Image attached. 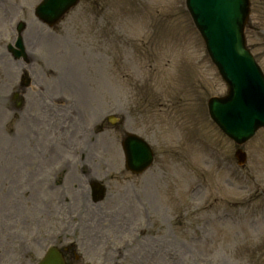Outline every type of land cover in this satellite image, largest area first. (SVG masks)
<instances>
[{
    "label": "rangeland",
    "instance_id": "374dc122",
    "mask_svg": "<svg viewBox=\"0 0 264 264\" xmlns=\"http://www.w3.org/2000/svg\"><path fill=\"white\" fill-rule=\"evenodd\" d=\"M40 1L0 0V264L93 234L96 260L77 251L71 264H264V128L238 167L208 117L226 86L185 0H80L52 28L33 15ZM250 2L245 36L264 72V0ZM19 21L30 65L5 51ZM71 100L78 110L59 106ZM125 132L154 152L142 175L124 169ZM93 179L107 190L98 204Z\"/></svg>",
    "mask_w": 264,
    "mask_h": 264
},
{
    "label": "water",
    "instance_id": "95a60500",
    "mask_svg": "<svg viewBox=\"0 0 264 264\" xmlns=\"http://www.w3.org/2000/svg\"><path fill=\"white\" fill-rule=\"evenodd\" d=\"M77 0H44L36 15L45 22H56ZM248 0H186V8L204 39L207 53L217 67L228 91L222 98H211L208 112L219 128L237 144H243L264 126V77L245 47L243 28L249 9ZM24 24L19 25V31ZM15 56L24 55L21 38ZM122 147L126 165L140 173L152 161L148 145L134 135H126ZM239 163L244 154L237 152ZM96 197H102L98 188ZM39 264H65L62 253L51 248Z\"/></svg>",
    "mask_w": 264,
    "mask_h": 264
}]
</instances>
